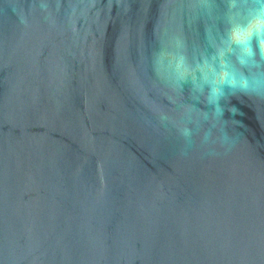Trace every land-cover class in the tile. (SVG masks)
I'll return each instance as SVG.
<instances>
[{"label": "water", "instance_id": "obj_1", "mask_svg": "<svg viewBox=\"0 0 264 264\" xmlns=\"http://www.w3.org/2000/svg\"><path fill=\"white\" fill-rule=\"evenodd\" d=\"M252 5L0 0V264H264Z\"/></svg>", "mask_w": 264, "mask_h": 264}, {"label": "clouds", "instance_id": "obj_2", "mask_svg": "<svg viewBox=\"0 0 264 264\" xmlns=\"http://www.w3.org/2000/svg\"><path fill=\"white\" fill-rule=\"evenodd\" d=\"M253 10L256 12L257 19L264 18V0H253ZM228 73L224 72L220 74L219 82L224 83Z\"/></svg>", "mask_w": 264, "mask_h": 264}]
</instances>
